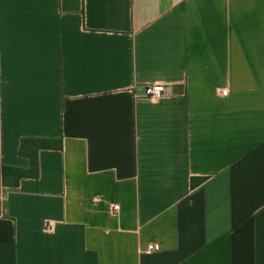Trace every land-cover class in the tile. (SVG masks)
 Masks as SVG:
<instances>
[{
    "label": "crops",
    "instance_id": "1",
    "mask_svg": "<svg viewBox=\"0 0 264 264\" xmlns=\"http://www.w3.org/2000/svg\"><path fill=\"white\" fill-rule=\"evenodd\" d=\"M0 264H264V0H0Z\"/></svg>",
    "mask_w": 264,
    "mask_h": 264
},
{
    "label": "trees",
    "instance_id": "2",
    "mask_svg": "<svg viewBox=\"0 0 264 264\" xmlns=\"http://www.w3.org/2000/svg\"><path fill=\"white\" fill-rule=\"evenodd\" d=\"M63 141L61 139H40L25 138L21 142L20 155L29 158L31 167L28 170L16 167H2L1 178L2 184L8 187H17L23 178H37L39 176V151L41 149H58L62 150ZM205 178H192L191 186L196 187L204 182Z\"/></svg>",
    "mask_w": 264,
    "mask_h": 264
},
{
    "label": "built area",
    "instance_id": "3",
    "mask_svg": "<svg viewBox=\"0 0 264 264\" xmlns=\"http://www.w3.org/2000/svg\"><path fill=\"white\" fill-rule=\"evenodd\" d=\"M142 95L143 98H151V99H161L166 95V87L160 83H151L142 86ZM226 94V91L222 92ZM114 211L118 213L119 206H114ZM55 227V223L53 221H48L44 227L45 233H52ZM161 247L159 244H150L147 248L148 253L158 252Z\"/></svg>",
    "mask_w": 264,
    "mask_h": 264
}]
</instances>
